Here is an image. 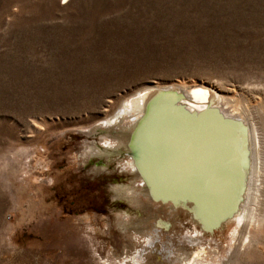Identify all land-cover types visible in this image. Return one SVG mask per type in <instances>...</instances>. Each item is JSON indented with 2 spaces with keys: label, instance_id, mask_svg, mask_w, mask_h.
Returning <instances> with one entry per match:
<instances>
[{
  "label": "rangeland",
  "instance_id": "obj_1",
  "mask_svg": "<svg viewBox=\"0 0 264 264\" xmlns=\"http://www.w3.org/2000/svg\"><path fill=\"white\" fill-rule=\"evenodd\" d=\"M178 82L204 83L257 114L264 0H0V264L117 263L128 238L115 217L129 206L110 186L126 177L117 163L93 172L107 160L83 152L103 142L81 131L138 90ZM254 212L205 240L222 264H264ZM180 215L184 228L163 239H175V254L194 230Z\"/></svg>",
  "mask_w": 264,
  "mask_h": 264
},
{
  "label": "bare ground",
  "instance_id": "obj_2",
  "mask_svg": "<svg viewBox=\"0 0 264 264\" xmlns=\"http://www.w3.org/2000/svg\"><path fill=\"white\" fill-rule=\"evenodd\" d=\"M256 112L204 83H154L81 131L103 142L83 152L107 160L93 172L105 174L117 163L126 177L110 186L113 198L129 206L115 217L128 238L116 264H179L184 243L191 250L183 264H222L213 241L205 242L215 230L254 210V226L262 228L264 104ZM180 212L194 230L178 237L175 254V239H163L173 225L184 228ZM252 239L250 232L236 238L235 252Z\"/></svg>",
  "mask_w": 264,
  "mask_h": 264
}]
</instances>
